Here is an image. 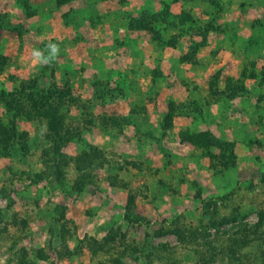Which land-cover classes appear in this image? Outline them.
<instances>
[{
    "label": "rangeland",
    "instance_id": "374dc122",
    "mask_svg": "<svg viewBox=\"0 0 264 264\" xmlns=\"http://www.w3.org/2000/svg\"><path fill=\"white\" fill-rule=\"evenodd\" d=\"M163 2L160 40L129 35ZM49 43L58 59L34 63ZM26 83L71 91L68 163L50 172L43 123H12L0 98V124L28 146L0 145L3 264H264V0H0V93ZM204 131L234 144L226 168L183 140Z\"/></svg>",
    "mask_w": 264,
    "mask_h": 264
},
{
    "label": "trees",
    "instance_id": "16d2710c",
    "mask_svg": "<svg viewBox=\"0 0 264 264\" xmlns=\"http://www.w3.org/2000/svg\"><path fill=\"white\" fill-rule=\"evenodd\" d=\"M161 7L163 8L158 13L150 14L148 16H142L138 20L134 22L131 21L128 25V32H145L147 34L153 35V40H160L159 32L154 29L153 24H157L159 22H167L169 18V6L167 3H162ZM169 24V23H168ZM195 53V52H193ZM117 91L120 89L118 87ZM50 91H43V90H36L35 84L26 83L25 87L21 89H15L13 92L9 94L0 93L1 101L6 109L13 111L12 120L11 122L14 123L17 118L21 115L26 119L32 120H39L43 123L46 128V132L50 136V146L45 149L44 151V165L47 166L50 170H55L57 177L62 178L64 177V166L68 163V158H65L61 152L62 145V136L65 132V115L59 113L61 105L64 103L75 102L71 95V91L69 88L65 91L58 89L55 85L51 86ZM111 91V90H110ZM179 106L170 103L169 105V112L167 114L168 121L171 119L173 114L177 113ZM192 109V108H191ZM198 110V108H195ZM192 109V110H195ZM189 111L187 115L192 114ZM199 112V111H198ZM199 115V114H198ZM107 125V122H105ZM0 130L4 133L3 137H0V145L2 144L3 140L16 139L17 143L21 147V151L25 154L28 150L27 143L25 138L18 136L15 133H8L4 130L3 126L0 124ZM78 136V133L73 135V138ZM79 137V136H78ZM7 138V139H6ZM185 142L193 145L194 147H201L205 149L209 148H216L218 149L223 156L218 158V160H224V167H227V153L232 155L234 151V144L231 142L221 141L216 139L209 131H204L201 133H197L194 135L186 136ZM99 156L96 153V150L93 146H89V150H83L79 156H77L74 160L76 169L78 170L77 175L79 176V180L75 181V185L78 189L81 188L83 184L80 183V179L88 177V174H83L82 171L86 170L89 166L93 164V158L98 159ZM102 158V156H100ZM215 158V157H212ZM217 159V158H216ZM52 164V167L50 166ZM39 180L41 179L40 176L37 177ZM79 185V186H78ZM129 201H133V197L130 196ZM59 210L56 211V219L55 221L59 223L61 220H64V206H59ZM128 217V216H127Z\"/></svg>",
    "mask_w": 264,
    "mask_h": 264
},
{
    "label": "clouds",
    "instance_id": "9594fccd",
    "mask_svg": "<svg viewBox=\"0 0 264 264\" xmlns=\"http://www.w3.org/2000/svg\"><path fill=\"white\" fill-rule=\"evenodd\" d=\"M47 50L51 53L50 56H45L44 53L40 50H34L32 52L33 62L38 63L40 66L51 67L59 57V45L49 43L47 46ZM0 264H3V262L0 261Z\"/></svg>",
    "mask_w": 264,
    "mask_h": 264
},
{
    "label": "crops",
    "instance_id": "0c3cea01",
    "mask_svg": "<svg viewBox=\"0 0 264 264\" xmlns=\"http://www.w3.org/2000/svg\"><path fill=\"white\" fill-rule=\"evenodd\" d=\"M128 30V29H127ZM128 32V31H127ZM129 33V32H128ZM127 34V33H126ZM131 34V32L129 33V35Z\"/></svg>",
    "mask_w": 264,
    "mask_h": 264
}]
</instances>
